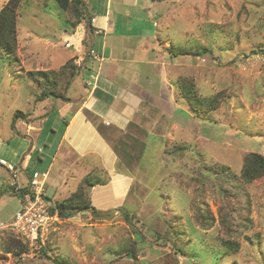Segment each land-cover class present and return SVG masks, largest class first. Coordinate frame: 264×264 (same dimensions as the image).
<instances>
[{
  "label": "rangeland",
  "instance_id": "obj_1",
  "mask_svg": "<svg viewBox=\"0 0 264 264\" xmlns=\"http://www.w3.org/2000/svg\"><path fill=\"white\" fill-rule=\"evenodd\" d=\"M9 1L0 0V10ZM105 1L90 0L91 13L102 9ZM122 1L134 20L145 15L137 5L143 2L154 5L155 15L170 19V29L164 30L169 36L162 33L163 39H171L170 45L194 53L209 49L178 55L182 65L175 85L180 108L165 105L166 119H174L178 128L163 153L156 154L158 148L153 147L139 157V170L118 168V173L134 177L126 196L115 195L118 188L110 178L105 185L96 184L91 202L99 213L88 210L59 217L47 247L40 251H29L28 246L8 251L18 246V239L23 241L1 228L21 206L13 190L28 186L32 168L47 166L64 128L61 112L66 102L53 97L38 100L49 84L37 72H60L70 59L82 68L86 51L82 42L77 43L85 26L68 34L74 18L57 0H18L15 56L0 52V264H264V175L248 184L239 179L246 154L264 155V0L112 4L123 7ZM95 39L100 47L102 38ZM68 71L63 70L55 87L65 97L79 89L77 83L70 88L79 74L70 78ZM181 78H192L201 96L221 94L220 104L205 114L195 113L181 95ZM18 111L22 115L14 121ZM149 111L155 117L158 110ZM111 134L112 139L117 137ZM32 145L45 147L40 153L43 161L36 160L27 169ZM53 162L56 177L65 163L61 157ZM73 171L76 175L69 180L61 178L67 184L56 186L47 179L46 194L52 202L67 197L81 182L85 173ZM96 172L109 177L103 170ZM123 210L131 215L125 216ZM202 210L214 217L208 228L196 219ZM226 213L228 225L222 222ZM228 239L239 243L237 251L226 247L223 240ZM131 245L136 258L127 253Z\"/></svg>",
  "mask_w": 264,
  "mask_h": 264
},
{
  "label": "crops",
  "instance_id": "obj_2",
  "mask_svg": "<svg viewBox=\"0 0 264 264\" xmlns=\"http://www.w3.org/2000/svg\"><path fill=\"white\" fill-rule=\"evenodd\" d=\"M112 2L106 0L102 9L94 11L93 34L102 38L100 47L83 62L81 73L70 86L77 83L79 89L78 93L69 96L70 100L65 101L66 106L62 108L63 122L68 120V123L51 160L44 169L37 170L48 171L50 181L59 186L67 184L61 178L69 180L71 175H76L73 169L83 171L84 177L92 171L104 169L109 174V182H116L114 186L118 188V194L115 195L120 197L126 196L134 177L130 173H118V168L126 172L139 170V157L150 154L153 147L158 148L156 154L163 153L168 138L178 128L174 119H166L165 105L180 108L175 81L182 62L170 50V47L177 49L170 45L171 39H163L162 33L170 29L171 20L155 15L154 5L137 3L145 15L134 20L126 3L122 1L123 7H114ZM122 16L124 19L120 20ZM78 27L84 26L80 24ZM83 35L80 34V40L76 39L77 43L82 42ZM152 107L158 110L153 114L155 117L149 111ZM64 113H67L66 118ZM44 128L40 132L43 133ZM111 133L116 134L115 140ZM32 148L39 151L38 162L42 163L40 153L43 154L45 147ZM30 157L28 154L25 166ZM57 157H61L65 167L59 168L61 175L54 177L53 160ZM73 158L78 163L74 164Z\"/></svg>",
  "mask_w": 264,
  "mask_h": 264
},
{
  "label": "trees",
  "instance_id": "obj_3",
  "mask_svg": "<svg viewBox=\"0 0 264 264\" xmlns=\"http://www.w3.org/2000/svg\"><path fill=\"white\" fill-rule=\"evenodd\" d=\"M60 7L63 11L69 12L73 16V20L71 22L72 27L67 32L68 34L74 33L76 27L80 24L85 26V35L82 39V44L84 45L85 51V60L90 59L92 55V51L96 50V39L94 37L95 27L92 24L93 13L90 11L89 1L86 0H57ZM18 5V0H10L1 10H0V52H4L6 55L13 57L15 56L16 44H17V13L16 6ZM170 50L177 55H186V54H202L205 51H209L208 48H203L202 50H198L195 53L190 50H186L183 48L174 49V47H170ZM62 71H47V70H39L37 74L43 79V81L47 85L38 96V100H44L48 97L60 98L64 101H69V97H65L62 94L56 92L55 87L58 82L60 74L63 72L66 73V69H69L68 72L70 78H73L75 75L80 74L82 71L81 66L75 64L73 59H70L66 62V64L62 67ZM179 88L182 97L189 103L195 113L197 114H205L210 110H214L220 104L221 94H215L211 96H201L198 94L196 90L195 83L191 78H181L179 79ZM22 113L20 111L16 112L14 115V121L21 117ZM91 119V116L88 115ZM68 120L64 121V127L67 125ZM96 127L103 133L100 125L96 124ZM46 130V129H45ZM44 130V131H45ZM55 131L51 129V131ZM106 137V136H105ZM39 151L36 149L33 151L29 163L27 164V169L33 166V162L39 160ZM223 168V167H222ZM228 169V168H223ZM35 171H39L35 168H32L28 171L29 179L33 175ZM92 171L88 173L85 177L82 178L81 182L78 184L75 190H73L67 197L63 199L56 200L52 202L50 206V211L52 213H57L62 218H68L76 215L77 213L84 211H92L93 213H99V210L92 204L91 202V189L96 184H106L109 180L108 178H103L98 175V172ZM108 176V172L103 169ZM264 175V155L259 152H249L246 154L243 160V165L241 168V172L239 174V179L244 183L248 184L253 182L255 179H258ZM29 190V186H25L13 192L16 195H19L22 199L24 193ZM240 190V189H239ZM47 197L51 200V198L47 195ZM125 216H130L128 210H123ZM197 221L203 227H210L214 222L213 215L208 211H201L196 216ZM222 222L225 225L228 222V213L223 215ZM173 225V224H172ZM228 225V223H227ZM174 232L177 236L180 237L179 230L174 227ZM50 235V234H49ZM20 243L15 248H8V251L17 250L23 251L27 249V243L18 239ZM49 241V237H48ZM47 241V243H48ZM226 247L232 251H237L239 249V243L235 240H223ZM129 255L133 258L137 257L136 247L131 245L128 249ZM62 264V263H57Z\"/></svg>",
  "mask_w": 264,
  "mask_h": 264
},
{
  "label": "built area",
  "instance_id": "obj_4",
  "mask_svg": "<svg viewBox=\"0 0 264 264\" xmlns=\"http://www.w3.org/2000/svg\"><path fill=\"white\" fill-rule=\"evenodd\" d=\"M48 171H35L29 179V190L21 199V206L13 219L1 225L20 237L29 251L36 252L46 248L52 224L60 217L50 211L52 201L46 194Z\"/></svg>",
  "mask_w": 264,
  "mask_h": 264
},
{
  "label": "bare ground",
  "instance_id": "obj_5",
  "mask_svg": "<svg viewBox=\"0 0 264 264\" xmlns=\"http://www.w3.org/2000/svg\"><path fill=\"white\" fill-rule=\"evenodd\" d=\"M10 148V147H9Z\"/></svg>",
  "mask_w": 264,
  "mask_h": 264
}]
</instances>
